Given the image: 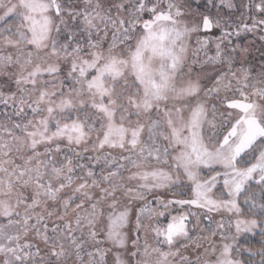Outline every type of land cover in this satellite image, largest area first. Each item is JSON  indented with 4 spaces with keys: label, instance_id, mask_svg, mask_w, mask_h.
I'll return each instance as SVG.
<instances>
[{
    "label": "snow or ice",
    "instance_id": "obj_1",
    "mask_svg": "<svg viewBox=\"0 0 264 264\" xmlns=\"http://www.w3.org/2000/svg\"><path fill=\"white\" fill-rule=\"evenodd\" d=\"M0 264H264V0H0Z\"/></svg>",
    "mask_w": 264,
    "mask_h": 264
},
{
    "label": "rangeland",
    "instance_id": "obj_2",
    "mask_svg": "<svg viewBox=\"0 0 264 264\" xmlns=\"http://www.w3.org/2000/svg\"><path fill=\"white\" fill-rule=\"evenodd\" d=\"M249 38H251V37H249Z\"/></svg>",
    "mask_w": 264,
    "mask_h": 264
}]
</instances>
